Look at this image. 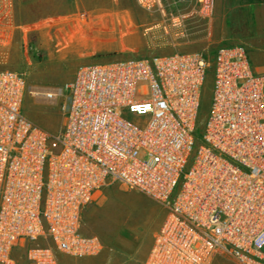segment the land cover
<instances>
[{"label": "built area", "instance_id": "built-area-1", "mask_svg": "<svg viewBox=\"0 0 264 264\" xmlns=\"http://www.w3.org/2000/svg\"><path fill=\"white\" fill-rule=\"evenodd\" d=\"M166 15V0H136ZM211 20L216 0H193ZM0 0V49L13 33ZM210 107L196 135L202 91ZM30 92L26 76L0 70V264L30 248L29 264L98 255L83 213L108 182L167 209L145 264H264V71L244 44L203 52L86 64L62 87ZM27 92L66 95L52 134L23 111Z\"/></svg>", "mask_w": 264, "mask_h": 264}, {"label": "rangeland", "instance_id": "rangeland-1", "mask_svg": "<svg viewBox=\"0 0 264 264\" xmlns=\"http://www.w3.org/2000/svg\"><path fill=\"white\" fill-rule=\"evenodd\" d=\"M230 1L216 0L212 19L204 20L191 14L193 0H166V15L147 10L136 0H11L13 33L8 47L0 49V70L25 74L32 92L60 88L75 78L79 67L91 63L194 52H203L211 59L219 46L231 45L235 32L239 41L264 50V0H238L239 7L251 6L257 13L237 20L233 35L226 31ZM76 22L89 38L101 40L99 48L90 51L85 60L54 48L57 27L64 25L68 30ZM105 29L109 32H103ZM43 31L50 46L42 40ZM213 79L210 72L202 91V120L209 111ZM30 92L24 99V113L50 133L58 134L65 121L66 95L48 103ZM167 212L149 196L108 182L85 209L83 228L102 241L104 248L98 255L108 256L115 263L145 264ZM38 245L46 242L16 247V264H29L28 250Z\"/></svg>", "mask_w": 264, "mask_h": 264}, {"label": "crops", "instance_id": "crops-1", "mask_svg": "<svg viewBox=\"0 0 264 264\" xmlns=\"http://www.w3.org/2000/svg\"><path fill=\"white\" fill-rule=\"evenodd\" d=\"M257 13V10L252 8L251 6L245 7L244 5L238 6V0H231L230 6H228V10L226 12L227 17L230 18V25L226 26V31L230 32L232 35L234 33V27L233 25L236 23L237 20H242L244 18V15L255 16ZM82 25L79 22H76L71 25V28L68 27V30L63 25L62 27H57V30L54 32V41H55V47L59 48L60 50H63V54H73L75 57L80 58L81 60H85L88 58V53L90 51L97 50L99 47L97 46V43L101 42L100 39L94 37L89 38L87 31H83ZM74 28V29H72ZM103 28V27H102ZM104 29V28H103ZM103 32H109L106 29L103 30ZM43 38L42 40H45L47 44L50 43L48 40V35L43 31ZM51 38V37H50ZM233 41L232 44H244L249 51L250 57L252 58V63L257 71L263 72L264 71V50L254 49L253 44L249 43H243L239 41L240 39L238 37V34L236 32L234 33L232 37ZM53 41V39H52ZM93 42V43H92ZM50 46V45H49ZM56 50V49H55ZM50 52V48H49ZM60 264H121L120 261L116 262L112 259H109L108 256L105 255H93L88 256L84 258H75L71 257L69 255L60 254L59 255ZM124 264H130V263H124Z\"/></svg>", "mask_w": 264, "mask_h": 264}, {"label": "trees", "instance_id": "trees-1", "mask_svg": "<svg viewBox=\"0 0 264 264\" xmlns=\"http://www.w3.org/2000/svg\"><path fill=\"white\" fill-rule=\"evenodd\" d=\"M204 120H205V119H204ZM204 120H202L201 109H200V114H199V118H198V127H197V130H196V135H197L198 137L201 136L202 129H203V123H204Z\"/></svg>", "mask_w": 264, "mask_h": 264}, {"label": "bare ground", "instance_id": "bare-ground-1", "mask_svg": "<svg viewBox=\"0 0 264 264\" xmlns=\"http://www.w3.org/2000/svg\"><path fill=\"white\" fill-rule=\"evenodd\" d=\"M36 91H38V90H36ZM37 95H38L39 98L44 99L40 92H38Z\"/></svg>", "mask_w": 264, "mask_h": 264}]
</instances>
